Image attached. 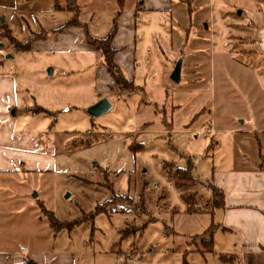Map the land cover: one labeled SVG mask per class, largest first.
I'll list each match as a JSON object with an SVG mask.
<instances>
[{
	"label": "rangeland",
	"instance_id": "obj_1",
	"mask_svg": "<svg viewBox=\"0 0 264 264\" xmlns=\"http://www.w3.org/2000/svg\"><path fill=\"white\" fill-rule=\"evenodd\" d=\"M77 3L86 15L110 11L109 0ZM140 3L115 5L133 91L99 75L101 58L84 39L93 27L87 22L66 36L59 35L67 27L46 31L43 49L0 57L32 93L29 105L36 98L47 112L15 120L37 138L20 152L25 167L0 172V253H11V264L230 261L220 214L210 211L212 187L233 167L259 162L264 147V53L256 44L264 0H172L157 11H138ZM65 38L68 45L54 50ZM178 60L176 83L170 75ZM103 99L109 109L91 114ZM166 164L171 173L191 170L198 181L187 190L197 193L191 209L202 211H187ZM210 228L211 250L202 242Z\"/></svg>",
	"mask_w": 264,
	"mask_h": 264
},
{
	"label": "crops",
	"instance_id": "obj_2",
	"mask_svg": "<svg viewBox=\"0 0 264 264\" xmlns=\"http://www.w3.org/2000/svg\"><path fill=\"white\" fill-rule=\"evenodd\" d=\"M58 1L61 2V0ZM109 1L110 11L103 14L94 12L88 15L85 14L86 9H84L85 11L82 10L80 4L77 3L79 6L77 19L79 23L85 26H87L86 22L92 24L93 27L88 26V34L91 33L94 38L103 39L107 37L113 28V22L118 13L115 10V5L119 10L120 7L117 0ZM137 1H141L139 4L141 7L138 11L145 10L148 6H151L154 11L159 10L156 7L157 5L160 7V5L152 0H130V4L137 3ZM53 2L54 0H17L16 4L13 2L12 5H8V0H0V13L6 10V14L10 15L9 18H4L0 14V57L4 56L6 60L12 57L15 59L16 54L14 52L20 53L15 51L3 36L4 27L10 32L12 38L24 42L28 39L30 33L35 34L40 30L54 32L70 19V13L55 11ZM125 3L126 0H123L121 10L125 9ZM161 3L164 5V8L160 7L161 9H167V6L171 8L172 0H161ZM122 16L119 15L118 19L121 20ZM47 17H49V20H47ZM249 22L258 26L252 21ZM121 25V21L116 25L112 48L117 51L115 61L124 70L122 54L125 48L120 45L121 37L124 36L123 31L120 29ZM62 33L59 36L69 35L72 33L71 28L67 27ZM129 34L134 36L131 26ZM257 37L256 44L260 45L259 49H262L264 53V26L263 28L260 27ZM47 40L33 41L26 52L35 48L41 49L48 42ZM68 41L70 42V39L59 40L57 47L53 46L54 50L59 49V43L61 42L64 47L67 46ZM248 42L254 43L255 41L248 39ZM96 53L101 58L100 53L98 51ZM100 66L102 70L99 69V75L103 77L106 83L113 85L101 63ZM52 72L53 70L50 73ZM125 76L133 80L132 75L126 74ZM18 77L19 75L13 66H6L5 61L3 63L0 61V123H6L0 128V172H15L17 169L25 167V161L20 152L26 147V143L31 141L32 144L37 138V135L31 131H20L14 127L15 120H18L19 116L21 119H29L28 116L38 115L29 111V109L40 106L36 98H32L30 102L33 105H29L28 94L32 93L24 84L21 88L18 87ZM32 92L34 93V91ZM22 98L25 99L24 103L17 108ZM8 123L14 125H8ZM251 130L246 129L241 133L253 134ZM260 150L259 162H254L250 167H243L242 165L233 167L228 171L225 181L213 186L223 194V206L215 210L220 214L218 230L221 229L228 236V250L224 249L222 252L230 257L229 264H264V147L261 145ZM11 260V253H0V264H11Z\"/></svg>",
	"mask_w": 264,
	"mask_h": 264
},
{
	"label": "trees",
	"instance_id": "obj_3",
	"mask_svg": "<svg viewBox=\"0 0 264 264\" xmlns=\"http://www.w3.org/2000/svg\"><path fill=\"white\" fill-rule=\"evenodd\" d=\"M61 3V4H59ZM57 2V0H54L53 8L55 11H66L71 14L70 19L65 22L60 28L62 27H81L83 24L79 23L77 17L79 14V6L76 2V0H61V2ZM118 6H123V0H117ZM120 15V12L117 13V17ZM117 19H114L113 22V28L111 32L108 34L107 37L100 39V38H94L92 36H89L87 33L85 34V42L88 46H91L94 50L98 51L101 55V65L106 70L108 76L112 80L113 85L119 90V91H133L135 89L134 83L132 79H128L120 65L115 61V55L116 50L112 48V40L114 39L115 33H116V24ZM2 26H4L2 24ZM58 28L56 31H59ZM40 30L39 32L32 34H29V37L24 42H19L12 38L10 36V32L4 27L3 36L6 38L7 42L11 45V47L18 52H26L29 50L30 45L33 41H43L48 37V33ZM29 111L39 114V113H47L44 109L41 107H34L29 109ZM171 164L165 165L168 174L171 176L172 182L175 185L176 189L183 192L181 195L182 200L187 206L188 212H200L197 210H192V206H196V199H197V193L196 192H187V190L198 184V181L192 177L191 170L190 169H179L175 168V170L171 173V169L169 167ZM174 167V166H172ZM212 193H213V202L211 207V213H213L214 209H218L223 206V194L220 190H216L214 187H212ZM219 197V203L215 204L216 197ZM214 208V209H213ZM52 220V219H51ZM213 231L210 228L208 230V233L205 237H203L202 242L208 243L210 250L213 246ZM222 257V256H221ZM226 258L230 259V257L225 256Z\"/></svg>",
	"mask_w": 264,
	"mask_h": 264
},
{
	"label": "water",
	"instance_id": "obj_4",
	"mask_svg": "<svg viewBox=\"0 0 264 264\" xmlns=\"http://www.w3.org/2000/svg\"><path fill=\"white\" fill-rule=\"evenodd\" d=\"M3 22V20H1ZM180 70H181V60H178V62L176 63L170 78L171 80H173L174 82L178 83L180 80ZM50 70L47 71V74H50ZM109 109V104L108 102L103 99L101 101H99L97 104L93 105L91 108H89V112H91V114L93 115H99L103 112H106ZM29 264V263H27Z\"/></svg>",
	"mask_w": 264,
	"mask_h": 264
}]
</instances>
